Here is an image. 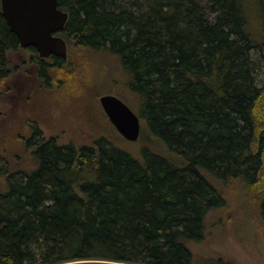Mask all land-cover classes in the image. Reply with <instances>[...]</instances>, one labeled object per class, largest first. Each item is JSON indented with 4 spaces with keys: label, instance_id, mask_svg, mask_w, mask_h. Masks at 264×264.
Masks as SVG:
<instances>
[{
    "label": "trees",
    "instance_id": "obj_1",
    "mask_svg": "<svg viewBox=\"0 0 264 264\" xmlns=\"http://www.w3.org/2000/svg\"><path fill=\"white\" fill-rule=\"evenodd\" d=\"M57 7L68 16L59 34L67 48L118 60L139 139L161 149L135 156L103 137L79 149L38 141L35 168L10 175L0 193V264H196L189 244L225 206L219 185L228 181L264 214V0ZM18 48L0 13V80Z\"/></svg>",
    "mask_w": 264,
    "mask_h": 264
},
{
    "label": "rangeland",
    "instance_id": "obj_2",
    "mask_svg": "<svg viewBox=\"0 0 264 264\" xmlns=\"http://www.w3.org/2000/svg\"><path fill=\"white\" fill-rule=\"evenodd\" d=\"M38 59L30 48L7 54V74L0 80V193L10 175L16 181L35 168L33 151L41 140L79 149L103 137L135 156L141 146L161 149L147 137L125 141L101 109L103 95L132 110L138 104L115 57L69 46L58 68L52 57L45 59V77ZM219 191L225 206L207 216L205 238L189 244L195 263L264 264V214L257 200L236 182L220 184Z\"/></svg>",
    "mask_w": 264,
    "mask_h": 264
},
{
    "label": "water",
    "instance_id": "obj_3",
    "mask_svg": "<svg viewBox=\"0 0 264 264\" xmlns=\"http://www.w3.org/2000/svg\"><path fill=\"white\" fill-rule=\"evenodd\" d=\"M0 13L22 49H34L42 60L53 56L65 60L67 47L59 36L68 16L57 0H0ZM99 104L115 131L127 142H136L141 132L137 114L121 99L103 95Z\"/></svg>",
    "mask_w": 264,
    "mask_h": 264
},
{
    "label": "flooded vegetation",
    "instance_id": "obj_4",
    "mask_svg": "<svg viewBox=\"0 0 264 264\" xmlns=\"http://www.w3.org/2000/svg\"><path fill=\"white\" fill-rule=\"evenodd\" d=\"M51 57H53V56H51ZM50 58V57H49Z\"/></svg>",
    "mask_w": 264,
    "mask_h": 264
}]
</instances>
